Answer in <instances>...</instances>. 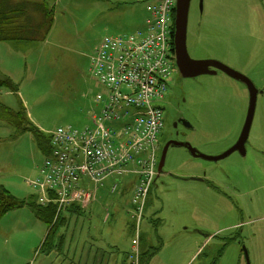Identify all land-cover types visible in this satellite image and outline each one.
I'll list each match as a JSON object with an SVG mask.
<instances>
[{"label": "rangeland", "instance_id": "1", "mask_svg": "<svg viewBox=\"0 0 264 264\" xmlns=\"http://www.w3.org/2000/svg\"><path fill=\"white\" fill-rule=\"evenodd\" d=\"M150 3L56 0L54 24L44 41H0V74L19 88L16 93L1 87L0 104L19 111L22 103L28 119L46 135L58 126H93L90 113L102 106L96 95L103 86L91 73V56L105 36L145 30ZM187 48L194 59L218 60L246 74L263 91L258 94L245 155L234 151L210 160L193 156L185 147L170 148L145 205L141 248L145 252L161 248L149 264H248L245 248L249 264H264V0H192ZM180 79L179 70L172 72L166 98L156 102L164 108V125L172 110V94L180 92L181 85L180 96L190 106L187 113L196 127L192 144L207 155H220L242 132L249 106L247 85L221 70ZM166 137L163 128L157 138L158 162ZM43 162L34 134L16 133V127L1 118L0 187L18 199H37L43 193L30 181L40 174ZM190 173L211 176L221 188L210 190L182 176ZM112 182L113 178L105 181L91 208L63 215L69 222L54 227L52 244L64 232L70 247L77 239L80 247L87 248L92 244L103 248L105 241L116 243L122 252L110 256L131 250L132 192L120 194L119 188L120 192L112 194ZM107 208L110 217L105 219ZM34 217L28 207L4 216L0 264H44L50 245L43 246L44 225H49ZM231 224L235 226L228 228ZM233 231L244 235L233 237ZM141 257L139 252V263Z\"/></svg>", "mask_w": 264, "mask_h": 264}, {"label": "built area", "instance_id": "2", "mask_svg": "<svg viewBox=\"0 0 264 264\" xmlns=\"http://www.w3.org/2000/svg\"><path fill=\"white\" fill-rule=\"evenodd\" d=\"M175 0L149 6L145 31L106 37L95 56L93 70L108 89L99 94L100 112L91 115L93 126L82 130L57 127L51 136L52 156L32 182L58 208L71 203L87 206L109 177L134 173L133 215L137 220L129 264H139V223L157 174V135L163 125V100L168 76L176 65L172 52ZM118 181L111 192L118 189ZM51 192L53 197L48 196Z\"/></svg>", "mask_w": 264, "mask_h": 264}, {"label": "trees", "instance_id": "3", "mask_svg": "<svg viewBox=\"0 0 264 264\" xmlns=\"http://www.w3.org/2000/svg\"><path fill=\"white\" fill-rule=\"evenodd\" d=\"M55 2L56 0H0V41H23L30 40L41 42L46 39L50 33L55 19ZM5 87L19 92L18 84L14 83L8 76L0 74V88ZM3 118L10 124L16 127V133H23L26 131L32 132L35 136L36 146L44 154L48 156L51 148L49 137L44 134L37 126H35L27 117L25 108L21 103L19 111H13L9 107L0 104V119ZM51 194V193H50ZM29 207L34 213L35 217L43 221L48 227L44 245L50 242L48 248H60V241L51 243L50 239L52 231L57 224H65L67 222V215L79 214L82 208L78 203L65 205L62 210L57 211L56 203L41 201L30 197L28 199H18L4 187H0V228L2 220L6 214L20 207ZM67 212L64 213L63 212ZM66 215L63 216V215ZM133 224V222H132ZM131 224V228H132ZM62 234V233H61ZM133 234V230H132ZM62 235L59 236L61 238ZM153 252H143L141 257V264H148L150 257L154 256Z\"/></svg>", "mask_w": 264, "mask_h": 264}, {"label": "water", "instance_id": "4", "mask_svg": "<svg viewBox=\"0 0 264 264\" xmlns=\"http://www.w3.org/2000/svg\"><path fill=\"white\" fill-rule=\"evenodd\" d=\"M191 1L192 0H177L176 4L174 44L176 61L181 74L185 77H196L202 74H216L218 70H221L232 76L233 78L243 81L247 85L249 90V106L247 117L239 138L229 149H227L220 155H207L200 151L197 147H195L190 141H174L171 145L185 147L193 156L210 160H219L234 151H239L240 153L245 155L246 141L248 140L250 134L259 89L256 87L255 83L249 76L226 65L221 61L214 59H194L190 56L187 48V29ZM169 145L170 143H167L163 148L158 166L159 172L163 170V167L165 165ZM245 253L249 264L248 252L245 251Z\"/></svg>", "mask_w": 264, "mask_h": 264}, {"label": "crops", "instance_id": "5", "mask_svg": "<svg viewBox=\"0 0 264 264\" xmlns=\"http://www.w3.org/2000/svg\"><path fill=\"white\" fill-rule=\"evenodd\" d=\"M150 1L153 3L156 0H150ZM147 7H148V5H147ZM145 21H146V19H144L142 21V23L139 24L140 28L144 27ZM182 176L186 177V179H191V180H195L197 182H200V184H205L207 186V189L209 188L210 190H215L218 188L216 185L217 181L211 179V176H209V178H210L209 179L208 176L204 173H190V174H185V175L183 174ZM173 177L178 178V179H184V178L179 177V176H173ZM190 177H198V179H192ZM134 182H135V177L134 178L133 177H124L123 183L121 185V192L119 191L120 194H122L123 192H125L127 190H130V192H133ZM219 188H221V187H219ZM219 191L223 192L222 189ZM94 204H96V202L91 204L88 208H91ZM73 215H75V214H73ZM34 218H35L34 220H39L36 217H34ZM68 222L69 221H67L66 223H68ZM44 227L45 228H44V234L43 235H44V240H45L47 232H48V228L45 225H44ZM1 228H2V224H1ZM5 233H7V232H5ZM61 233L59 234V236L62 235V237L59 238V236H58V241H60L61 247L55 248V249H50V250L48 249L46 251V254L44 255V264H103V262H105V264H125V261L128 257L127 251H125V252L123 251V253L121 255L110 256V253L122 252L120 250L119 246L114 242L105 241L104 244L101 245L103 248L97 247L95 244H92L90 247L87 248L83 245L80 247V242L77 239H75V241L73 240L72 247H70V241H69L68 235L64 232H61ZM84 242H85V240H84ZM161 243H162V241L160 239V245H162ZM142 244H143V237L141 240V246H142ZM44 247H45V245H44ZM94 247L99 248V249L95 250ZM160 249L161 248H157L155 250V254L158 253L160 251ZM71 252H72V255H71ZM142 252H145V250L142 249ZM54 254H55V257H54ZM106 256H110V258L108 260H105ZM65 259H66V261H65ZM52 260H53V262H51ZM64 261H65V263H64Z\"/></svg>", "mask_w": 264, "mask_h": 264}, {"label": "flooded vegetation", "instance_id": "6", "mask_svg": "<svg viewBox=\"0 0 264 264\" xmlns=\"http://www.w3.org/2000/svg\"><path fill=\"white\" fill-rule=\"evenodd\" d=\"M183 78H185V76L181 74L180 80L183 81L182 80ZM170 88H168V91L170 90ZM178 90H180V92L175 91L172 94V98H171L173 101L172 107H171L172 110L169 112L168 122L164 125L167 137L165 139L164 145L162 146V149L167 143H170L168 147V151L170 150V148L175 147L171 145L174 141H190L191 142L190 139H191L193 130L196 128L187 113V111L190 109V106L188 104L185 105L184 104L185 97L180 96V94L184 92V88L181 85H179ZM262 91H263L262 89H259L258 94ZM222 193L228 196L227 192L223 191ZM232 226H235V224L229 225L228 228ZM233 233H234L233 237L244 235L239 231H233ZM246 234L250 235L248 233ZM215 236H217V234Z\"/></svg>", "mask_w": 264, "mask_h": 264}]
</instances>
